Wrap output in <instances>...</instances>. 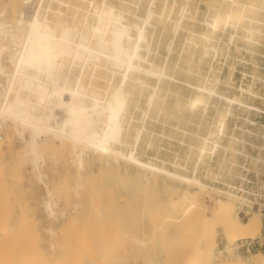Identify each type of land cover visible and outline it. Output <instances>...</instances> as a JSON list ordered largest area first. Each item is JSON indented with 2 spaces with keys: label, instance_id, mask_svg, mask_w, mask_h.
<instances>
[{
  "label": "bare ground",
  "instance_id": "bare-ground-1",
  "mask_svg": "<svg viewBox=\"0 0 264 264\" xmlns=\"http://www.w3.org/2000/svg\"><path fill=\"white\" fill-rule=\"evenodd\" d=\"M196 1L198 0H146L148 7L146 16L143 18L134 16L136 17L134 19L127 12L132 4L130 0H5L4 8L0 11V41L3 43L0 45V132L7 125L13 127L17 135L26 142V156L37 167L42 163L43 152L51 151V146L42 140L44 135L51 133L53 139L60 142L62 150L71 148L75 152L79 170H83L86 166L84 152L91 150L103 160V165H109L113 160L117 164L116 160L122 159L136 165L139 170L149 171L154 177L152 179L155 185L158 184L159 178L170 181L171 186L166 184L171 187V197L166 205L163 203L164 206L161 205L162 207L157 209L166 214L172 226L178 225L176 240L186 264H214L215 262L217 264H264V254H255L249 259L238 254L236 256L234 252L238 242L254 241L263 230L264 202L256 198L262 193L250 191L246 192L247 195L239 196L220 189L217 191L218 199L216 198L211 215H208L199 200L198 192L207 187L206 182L199 176L201 165L210 163L217 154H221L222 160L219 159L217 170L213 172L210 171L211 168L208 171L205 170L210 179L219 180L220 171L223 169L225 171V164L229 170L228 166L236 163L233 160L235 156L243 154L240 146L245 148L247 145L245 135L247 133L260 135L242 125L238 127L240 132L229 129L230 119H241V113L238 114L235 111V106L245 108L249 114L260 110L258 107L236 96L229 97L226 92H219L215 87L220 82L218 77L211 78L208 74L206 76L202 68L196 70L190 67L187 68L188 80L173 78L177 80L176 86L182 84L191 90L189 94L174 90L172 93L175 106L191 110L193 118H199V120H206L211 105L216 106L215 118L212 123H209L210 127L205 133L196 135L199 139L197 145L189 146V152L196 154L191 168L188 166L189 162L183 163L179 158L174 159L170 167L142 160L138 153L141 147L138 148V146L143 128H140L137 134L135 133L136 140L129 148V152L120 148L122 145L129 146L128 138L131 130L130 121L127 122L126 118L130 104L138 101L143 95L149 107L158 105L161 101L160 89L152 88L150 85L154 79L161 81L164 76H168L166 67L160 66L154 57L151 58L153 48L151 46L155 33L177 34L185 27L184 20L194 8ZM206 1L215 2L209 5L207 3L214 15L211 20H204L207 25L206 31L198 32L195 28L198 20L192 18L193 28L187 38L190 47L195 49L193 55L198 56L200 62L209 54L214 55L223 46L229 47L240 39L250 45L249 47L262 45L264 48V0ZM179 2L181 6L176 16H173ZM159 5L162 7L157 10ZM5 16L6 19H2ZM7 19L9 21H6ZM9 45H12L15 50L10 60L4 61L2 56L5 50L10 48ZM117 75L119 78L116 80ZM194 75L199 76L197 80L199 82L206 77L207 82L193 83L190 77ZM241 91L257 96L252 90L241 88ZM215 97L223 99L226 107H220L224 103L217 106L216 101L219 99ZM200 108L202 111L199 114L196 113ZM262 112L264 113V110ZM60 114L64 116L59 118ZM244 120L252 125L256 123L250 116L245 117ZM26 132L29 133L28 140L25 138ZM249 142L253 147L264 151V144H253L251 140ZM1 147L0 143V151ZM243 150L245 153V149ZM248 158L252 160V164L264 165V154L257 156L249 154ZM43 176L44 174L39 172L37 177L44 183L48 198L53 199L49 183L43 181ZM183 184L187 185L186 188H182ZM223 184L230 185L228 181ZM192 186L197 187L198 190H191ZM262 188L259 187V190ZM227 195L236 200H222V197ZM52 199L45 204L50 215L54 213ZM256 204L258 211L248 212L245 220L235 212L236 206L240 210L245 208L247 212L256 208ZM147 205L149 204L147 203L146 207ZM159 210H157L158 213ZM158 213L154 214L160 217ZM164 214L161 215L162 220H166L165 216L162 217ZM1 219L2 217L0 222ZM156 219L151 220V223L154 222L153 227L156 226ZM5 220L2 223L8 219ZM75 220L76 217L73 216L71 223L74 222V225H77ZM2 223L0 225L1 242L4 237L6 239L10 237L8 240H3L6 244L4 242L1 244L7 246L14 243L13 245L21 253L17 247L18 244H23L19 238L21 234L17 235V239L12 242L11 233H8L9 227L3 226ZM208 224L212 228L208 227ZM217 226L227 241L222 250H218L216 235L212 236L208 232L211 229L215 230ZM67 231L71 232V229ZM52 233L55 232L52 231ZM24 239L26 240V237ZM175 243L174 241L171 245ZM14 246L11 248L13 251L16 250ZM2 248H0V258L2 257L0 264H10L9 261H12L8 259L12 256L16 264H24L21 261L29 264L27 260H23L24 258L21 259L27 258L23 256L25 254L23 251L22 254H17L20 258L15 256L17 258L15 261L14 254L18 253V250L14 251V254H6L8 258H5ZM26 251L30 252L28 249ZM225 252L231 256L226 260Z\"/></svg>",
  "mask_w": 264,
  "mask_h": 264
},
{
  "label": "rangeland",
  "instance_id": "rangeland-1",
  "mask_svg": "<svg viewBox=\"0 0 264 264\" xmlns=\"http://www.w3.org/2000/svg\"><path fill=\"white\" fill-rule=\"evenodd\" d=\"M130 1H132V4L127 9L130 16L145 17L148 10L146 0L142 2L141 0ZM180 3L177 4L173 16H176L181 6ZM207 3L209 5L215 2L196 1L194 8L184 20L185 27L180 29L177 34L173 32L155 33L151 46L153 47L151 58L154 57L160 66L166 67L168 76H164L161 81L154 79L150 82V85L152 88L160 89L161 101L158 105L149 107L148 101L143 95L138 99L139 103L136 100L135 103L130 104V108H128L130 115L127 113L126 118L127 122H131H129L131 130L128 138L129 146L122 145L120 148L125 152H129V148L136 140L135 133L143 128L142 138L138 146V148L141 147V150L138 149V153L142 160L170 167L171 162L179 158L183 163L189 162L188 166L191 168L196 154L189 152V146L197 145L199 139L196 135L205 133L210 127L209 123H212L215 118L216 106L211 105L214 108L210 107L206 120L193 118L191 110L176 107L172 92L176 90L180 93L189 94L191 90L188 86L182 84L176 86L177 80L173 78L179 77L180 80H188L187 68L190 67L196 70L202 68L206 76L208 74L211 78L218 77L220 82L215 87L219 92H226L229 97L236 96L260 109L249 114L245 111V108L236 105L235 111L238 114L241 113V119H230L228 122L229 129L240 132L238 127L242 125L247 126L258 135L260 133V135L255 136L251 133L245 135L247 145H245V148L240 146L243 154L235 156L233 159L236 162L235 165L228 164L230 172L227 164H225V171L224 169L223 172L220 171L219 180L210 179L206 171L209 168H211V172L217 170V163L222 160L221 154H217L213 160H210V163L206 164L210 167L205 164V166L201 165L199 176L206 182L207 187L198 191L199 200L204 205L208 215H211V210L218 199L217 191L220 189L226 191L223 184L225 181L237 183L238 185L242 184L244 192L233 193L239 196L247 195L246 192L250 191H258V193L260 191L262 195L256 198L264 202V197H262L264 196V165H256L254 162L252 164V160L248 158L249 154L250 156L264 154V151L253 147L249 142L251 140L253 144H264V113L262 112L264 110V48L262 45L249 47L250 45L240 39L229 47L223 46L218 53L214 54L215 57L211 53L210 56L208 55L205 60L200 62L199 57L193 55L195 49L190 47L187 38L193 28L191 26L193 24L191 22L192 18L198 20V25L195 27L198 32L204 33L206 31L207 25L204 20H211L214 15L213 11L208 8ZM134 4L138 5L133 6ZM4 5L5 0H0V11L3 10ZM161 7L162 5H159L157 10H160ZM3 18L6 19V16ZM6 21H9V19ZM226 38L227 34L225 35ZM2 44V41H0V45ZM9 46L10 48L5 50L2 56L4 61L10 60V56L15 50L12 45ZM188 62L189 64H187ZM118 78L119 75L116 76V80ZM198 78L199 76L194 75V77H190V81L202 84L207 82L206 77V80L203 79L202 82L197 81ZM227 81L229 82L227 83ZM241 88L252 90L257 96L242 93ZM219 100L221 102L218 103ZM219 100L216 101L217 106L224 103L222 104L224 107L221 105L220 107L225 108L226 102L223 99ZM201 109L197 110L196 113L199 114L202 111ZM63 116V114H60L59 118ZM247 116H250L256 123L252 125L245 121L244 118ZM0 137H2L0 139L2 146L0 151V216L2 221L8 219V222L5 220L6 222L2 223L1 221L0 225L2 223L3 226L9 227L8 233H11L10 235L13 237L10 239L12 242L17 239L19 234L26 237L25 240V237L19 236L23 242V244L21 242L22 245L17 243L21 253L13 245L14 243L9 244L11 246L1 244L5 243L3 240H8L10 236L8 239L4 237L2 242L0 240V248L3 247L2 250H4V252L2 251L3 256L8 253L14 254V251L18 250V253L14 254L15 257L17 254H22L23 251V254L25 253L23 256L31 257L29 259L32 261L20 255L21 259L24 258L23 260H27L29 264H186L185 259H182L179 244L176 240L179 231L176 229L178 225L173 224L172 226L171 221L166 218V214L157 209L162 207L163 203L166 205L171 197L170 181L169 183L159 178L158 184L155 185L153 183L154 179H152L154 177L149 171L139 170L136 165L122 159L116 160L117 164L113 160L109 164L111 166L108 164L103 165V160L91 150L84 152V157L87 160L86 166L83 170H79L76 165L75 152L71 148L65 151L62 150L60 142L54 140L51 133L42 137V140L51 146V154L48 151L43 152V164L40 163L37 167L26 156V142L17 135L13 127L10 125L5 126L0 132ZM25 138L29 139L28 132H26ZM243 149H245V153ZM39 172L42 175L44 174L43 181L49 183L47 184L53 194V199L48 198L49 195L44 183L38 179ZM186 186L183 184L182 188H186ZM259 187H263L262 190H259ZM216 188L218 189L216 190ZM190 189L198 190L195 186L190 187ZM51 199L52 209L55 213L53 215H50V211L45 206L46 202ZM223 199L225 201L236 200V198H231L228 195L222 197ZM147 203L149 205L146 207ZM236 208L237 206L235 207L236 214H239L243 220H245L248 212L258 211L257 206L247 212L245 208L243 211ZM157 210H159V213ZM154 213H158L160 217ZM162 214H164L162 217L165 216L166 220L161 219ZM73 216L76 217L75 223L77 225H74V222L71 223ZM152 218H157L154 227V222L151 223V220L154 221ZM158 221L161 223L160 225ZM207 226L212 228L210 224ZM62 228L63 230H61ZM70 229L71 232H68L67 230L70 231ZM52 231L55 233H52ZM208 232L212 236L216 235L218 250L224 249L227 241L221 234V229L217 226L215 230L211 229ZM0 237H2L1 234ZM11 241L9 242L11 243ZM174 241L176 242L175 245H171ZM246 241L250 240L238 242L237 249L234 251L236 256L238 254L250 259L255 254H264V227L252 245L248 246ZM13 246L16 249L14 251L11 249ZM25 248L30 252H27ZM7 249L8 251L5 253ZM10 250L13 252L10 253ZM28 253L31 255L29 256ZM7 256L5 258H8ZM12 257L8 260L13 262ZM17 257L20 258L19 255ZM224 257H226L224 258L226 260L231 256L225 252ZM14 259L16 261L17 258ZM12 262L9 261L10 264ZM21 262L25 264L26 261ZM214 264H217V262Z\"/></svg>",
  "mask_w": 264,
  "mask_h": 264
},
{
  "label": "built area",
  "instance_id": "built-area-1",
  "mask_svg": "<svg viewBox=\"0 0 264 264\" xmlns=\"http://www.w3.org/2000/svg\"><path fill=\"white\" fill-rule=\"evenodd\" d=\"M224 188L226 189V192H231V193H238V192H244V190H242V184L238 185L237 183H230V185L228 186H224ZM255 206L258 207V205L256 204ZM242 211L244 210V208L241 209ZM255 241V240H254ZM253 240L250 241H246L248 246L252 245L254 243ZM244 246V244H243Z\"/></svg>",
  "mask_w": 264,
  "mask_h": 264
}]
</instances>
